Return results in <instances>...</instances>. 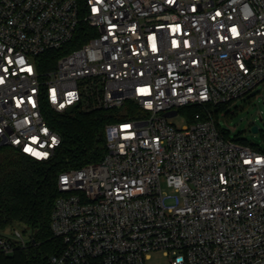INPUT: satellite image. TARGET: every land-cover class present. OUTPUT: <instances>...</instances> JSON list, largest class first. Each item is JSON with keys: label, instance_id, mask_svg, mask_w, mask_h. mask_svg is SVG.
I'll return each instance as SVG.
<instances>
[{"label": "built area", "instance_id": "built-area-1", "mask_svg": "<svg viewBox=\"0 0 264 264\" xmlns=\"http://www.w3.org/2000/svg\"><path fill=\"white\" fill-rule=\"evenodd\" d=\"M81 23L89 38L69 48ZM263 83L264 0H0V144L47 160L62 141L52 112L140 111L106 125L102 160L59 173L49 264L158 250L169 264H264V151L201 111L172 121ZM31 243L26 227L0 230L2 253Z\"/></svg>", "mask_w": 264, "mask_h": 264}, {"label": "trees", "instance_id": "trees-1", "mask_svg": "<svg viewBox=\"0 0 264 264\" xmlns=\"http://www.w3.org/2000/svg\"><path fill=\"white\" fill-rule=\"evenodd\" d=\"M83 6L85 0H78ZM89 27L81 23L76 38L69 48L78 47L89 38ZM66 48L51 50L52 66ZM258 93H249L248 98ZM235 101L208 105L209 114L200 106H185L181 109L194 121V113L201 111L203 117L212 118L218 129L228 138L230 130L219 124L220 115H230L229 105ZM140 112L134 102L112 110L84 111L77 107L73 112H52L50 124L62 138L55 153L47 160L30 157L17 148L0 144V230L23 226L30 230L33 243L27 248L11 254L0 252V264H49L51 255L63 248L61 238L51 230V214L58 195V175L64 170L79 168L103 159L106 151L105 127L109 122L132 118ZM232 113H234L232 111ZM243 144L254 145L236 137L231 138ZM264 151L261 147H254Z\"/></svg>", "mask_w": 264, "mask_h": 264}, {"label": "rangeland", "instance_id": "rangeland-1", "mask_svg": "<svg viewBox=\"0 0 264 264\" xmlns=\"http://www.w3.org/2000/svg\"><path fill=\"white\" fill-rule=\"evenodd\" d=\"M258 92L259 94L251 99L243 96L230 104L231 114H221L219 124L224 129L230 130L231 138L239 137L254 147L264 149V83L251 93ZM172 121L178 127L189 123L187 115L183 112L173 117ZM254 125L258 127L257 132L252 131ZM163 188L167 189L164 180ZM18 228H21V225ZM146 264H169V257L160 250L154 251L150 259L146 260Z\"/></svg>", "mask_w": 264, "mask_h": 264}, {"label": "water", "instance_id": "water-1", "mask_svg": "<svg viewBox=\"0 0 264 264\" xmlns=\"http://www.w3.org/2000/svg\"><path fill=\"white\" fill-rule=\"evenodd\" d=\"M67 112H68V113L73 112V106L69 107V108L67 109ZM176 113H177V111H176V110H173V111H170V112H166L165 115H166V116H173V115H175ZM252 131L257 132V131H258V127H257L256 125L252 126ZM33 242H34V240H33Z\"/></svg>", "mask_w": 264, "mask_h": 264}, {"label": "snow or ice", "instance_id": "snow-or-ice-1", "mask_svg": "<svg viewBox=\"0 0 264 264\" xmlns=\"http://www.w3.org/2000/svg\"><path fill=\"white\" fill-rule=\"evenodd\" d=\"M233 31H235V30H233ZM30 149H26V151H29Z\"/></svg>", "mask_w": 264, "mask_h": 264}]
</instances>
